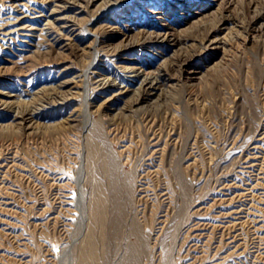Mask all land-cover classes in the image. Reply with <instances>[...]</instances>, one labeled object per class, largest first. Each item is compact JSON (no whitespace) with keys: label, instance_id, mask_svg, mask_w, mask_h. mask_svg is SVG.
Here are the masks:
<instances>
[{"label":"rangeland","instance_id":"374dc122","mask_svg":"<svg viewBox=\"0 0 264 264\" xmlns=\"http://www.w3.org/2000/svg\"><path fill=\"white\" fill-rule=\"evenodd\" d=\"M129 259L264 264V0H0V264Z\"/></svg>","mask_w":264,"mask_h":264},{"label":"bare ground","instance_id":"6f19581e","mask_svg":"<svg viewBox=\"0 0 264 264\" xmlns=\"http://www.w3.org/2000/svg\"><path fill=\"white\" fill-rule=\"evenodd\" d=\"M122 66H123V65H122ZM123 68H125V69H129V72L135 70V67L132 66V65H131V66H126V65H125V66H123ZM136 68H137V67H136ZM138 70H139V68H138ZM136 72H138V71H136ZM124 86H125V85H124ZM92 200H93V199H92ZM93 201H94V200H93ZM92 204H93V203H92ZM121 207H122V205H121ZM121 207H120V208H121ZM95 208H96V206H95ZM122 208H123V207H122ZM93 209H94V208H93ZM121 210H123V209H121ZM121 210H120V211H121ZM94 211H95V210H94ZM121 213H122V212H121ZM130 224H131V223H130ZM131 225H132V224H131ZM131 225H130V227H131ZM133 226H134V225H133ZM134 228H135V227H134ZM136 228H137V227H136ZM136 228H135L134 230H133V229H130V230H132V231H137ZM138 234H139V233H138ZM139 238H140V237H139ZM140 240H141V239H140ZM140 240H138L139 243H141ZM136 242H137V241H136ZM136 244H137V243H136ZM134 247H135V246H134ZM137 247H139V246H137ZM140 248H141V246H140ZM131 250H132V247H131ZM139 250H140V249H139ZM137 251H138V249H137ZM129 253H130V252H129ZM133 258H134V257H133ZM127 259H128V258H127ZM129 260H130V259H129ZM126 261H128V260H126ZM126 261H125V262H126ZM123 262H124V261H123ZM131 263H132V262H131V260H130L129 264H131ZM121 264H124V263H121ZM125 264H126V263H125ZM127 264H128V263H127Z\"/></svg>","mask_w":264,"mask_h":264}]
</instances>
